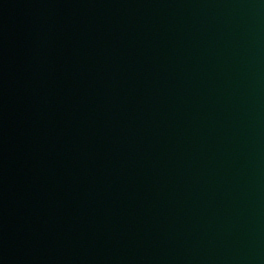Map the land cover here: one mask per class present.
<instances>
[{
  "label": "water",
  "instance_id": "95a60500",
  "mask_svg": "<svg viewBox=\"0 0 264 264\" xmlns=\"http://www.w3.org/2000/svg\"><path fill=\"white\" fill-rule=\"evenodd\" d=\"M0 264H264V0H0Z\"/></svg>",
  "mask_w": 264,
  "mask_h": 264
}]
</instances>
